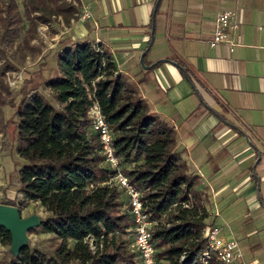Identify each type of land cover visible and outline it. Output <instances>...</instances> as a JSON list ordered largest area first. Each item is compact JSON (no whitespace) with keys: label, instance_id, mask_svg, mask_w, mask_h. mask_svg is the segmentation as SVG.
Returning <instances> with one entry per match:
<instances>
[{"label":"trees","instance_id":"16d2710c","mask_svg":"<svg viewBox=\"0 0 264 264\" xmlns=\"http://www.w3.org/2000/svg\"><path fill=\"white\" fill-rule=\"evenodd\" d=\"M21 5L22 13L17 0H0V133L25 161L18 170L20 205L37 204L45 213L28 234L40 231L52 245L27 244L17 255L8 251L1 264H141L127 197L108 184L113 171L91 129L88 108L93 102L111 131L121 172L143 194L156 264H204L205 231L214 225L207 221L202 178L178 150L175 125L154 112L107 49L64 37L56 74L43 83L58 106L31 78L23 82L15 104L5 80L18 70L15 58L21 62L40 53L32 44L40 26L59 22L69 28L80 17L79 0H22ZM5 106L14 109L10 119L3 116ZM0 240L10 247L3 228Z\"/></svg>","mask_w":264,"mask_h":264},{"label":"crops","instance_id":"0c3cea01","mask_svg":"<svg viewBox=\"0 0 264 264\" xmlns=\"http://www.w3.org/2000/svg\"><path fill=\"white\" fill-rule=\"evenodd\" d=\"M79 1L89 17L61 24V34L107 49L175 125L178 150L208 195V223L239 243L245 261L264 264V0H160L152 44L159 0ZM227 9L240 23L232 53L210 46Z\"/></svg>","mask_w":264,"mask_h":264},{"label":"built area","instance_id":"2783aa9c","mask_svg":"<svg viewBox=\"0 0 264 264\" xmlns=\"http://www.w3.org/2000/svg\"><path fill=\"white\" fill-rule=\"evenodd\" d=\"M88 17V11L84 10L80 15V20H86ZM239 39L240 23L238 12L232 9L221 11L216 17L214 33L210 41L211 48L226 44L232 53L239 46ZM88 118L90 119L92 131L98 135L101 143L105 164L113 171L108 184L116 185L127 197L130 215L135 225L134 249L139 254L141 264H156V249L151 231L152 223L144 207L143 194L121 172L119 158L115 156L112 146L113 137L111 131L97 103L93 102L89 106ZM205 236L208 240V247L202 255L204 264H209L211 260H215L219 264H256L255 262L245 261L239 243L236 240H227L222 237L219 227L208 228L205 231Z\"/></svg>","mask_w":264,"mask_h":264},{"label":"rangeland","instance_id":"374dc122","mask_svg":"<svg viewBox=\"0 0 264 264\" xmlns=\"http://www.w3.org/2000/svg\"><path fill=\"white\" fill-rule=\"evenodd\" d=\"M19 10L22 13V0H17ZM64 27V26H63ZM61 23L54 22L52 26H40L37 30V37L32 44L40 49V53L28 55L25 60L19 61L17 57L14 63L18 65V70L6 74V84L12 91V97L15 99V104L19 101L18 91L23 82L31 78L39 92L54 106L58 103L53 98L49 89L44 86V81L53 77L57 71V55L60 51L61 41L66 37V34H61L64 28ZM26 30V23L23 31ZM12 54V52H10ZM2 113L5 119H10L14 114V109L10 106L2 108ZM11 132V130H9ZM25 163L20 159L11 146L7 138L0 133V205L1 203L11 202L15 204L23 218L31 215H37L41 219L45 216L43 209L37 205L30 203L23 207L20 205L22 195L19 193L18 170ZM207 208V207H206ZM208 210V208H207ZM209 215L210 212L208 211ZM28 245H38L41 247H50L52 240L50 236L41 233L40 231L34 234H28ZM9 247L2 244L0 240V264L8 255Z\"/></svg>","mask_w":264,"mask_h":264},{"label":"water","instance_id":"95a60500","mask_svg":"<svg viewBox=\"0 0 264 264\" xmlns=\"http://www.w3.org/2000/svg\"><path fill=\"white\" fill-rule=\"evenodd\" d=\"M160 5V0L157 2L154 11L153 30L151 36V44L155 38V17ZM145 54L141 58L143 63ZM176 66L183 69L180 65ZM151 68V67H149ZM41 224V218L37 215H31L26 218L21 216V212L15 206L0 205V228H3L10 235L9 252L12 255H17L28 244V231L37 228Z\"/></svg>","mask_w":264,"mask_h":264}]
</instances>
